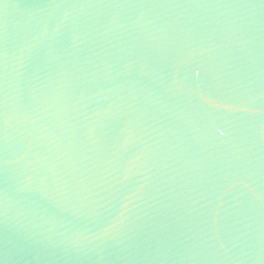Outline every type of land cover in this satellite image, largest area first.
<instances>
[{
	"label": "water",
	"instance_id": "obj_1",
	"mask_svg": "<svg viewBox=\"0 0 264 264\" xmlns=\"http://www.w3.org/2000/svg\"><path fill=\"white\" fill-rule=\"evenodd\" d=\"M0 264H264V0H0Z\"/></svg>",
	"mask_w": 264,
	"mask_h": 264
}]
</instances>
